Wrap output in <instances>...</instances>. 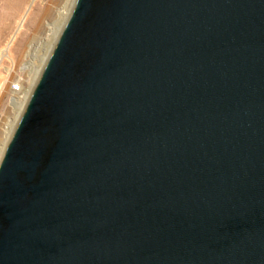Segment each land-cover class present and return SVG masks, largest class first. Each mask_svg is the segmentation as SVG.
Here are the masks:
<instances>
[{
  "label": "water",
  "instance_id": "95a60500",
  "mask_svg": "<svg viewBox=\"0 0 264 264\" xmlns=\"http://www.w3.org/2000/svg\"><path fill=\"white\" fill-rule=\"evenodd\" d=\"M0 156V264H264V0H75Z\"/></svg>",
  "mask_w": 264,
  "mask_h": 264
},
{
  "label": "rangeland",
  "instance_id": "374dc122",
  "mask_svg": "<svg viewBox=\"0 0 264 264\" xmlns=\"http://www.w3.org/2000/svg\"><path fill=\"white\" fill-rule=\"evenodd\" d=\"M65 1L67 2V0H55L54 3H52V7L49 12L43 16L39 28L32 29L34 27L32 26L31 28L26 29L24 41H30L28 48L22 53L19 49L20 43L17 42L21 36L20 31H22V28L24 27V24H26L29 16L33 15L36 5L40 7L45 6V3L51 1L0 0V134L3 133L1 132L2 129L6 128L3 124L6 125L7 123L8 125L12 121V118L16 115V111L10 103L12 95H21V93L28 88V80L30 78L28 76H31L35 67L40 64L42 53L47 50L49 54L51 47L53 46V42H55L54 40H56L64 24L63 23L61 25L59 32L55 35V37H53L54 39L51 38V34L53 33L52 30L58 23L55 22V24H53L51 33L47 29L49 28V25H51V22L57 19L56 17L59 14L57 9L59 6L61 7L60 4H66ZM74 1L72 2V0H70L68 2L67 5L69 6V9H72L70 7H73L72 3L74 4ZM19 23H22L23 27H20ZM9 40L12 42L11 47L13 46V49L11 51L10 48V53H7V51L4 53L3 50ZM19 78L22 81L23 89L21 91L19 90L17 92H13L12 85L15 84L17 82L16 80Z\"/></svg>",
  "mask_w": 264,
  "mask_h": 264
},
{
  "label": "bare ground",
  "instance_id": "6f19581e",
  "mask_svg": "<svg viewBox=\"0 0 264 264\" xmlns=\"http://www.w3.org/2000/svg\"><path fill=\"white\" fill-rule=\"evenodd\" d=\"M51 2H47V3H45V6H37L36 5V9H35V11H34V13H33V15H30L29 16V18L27 19V22H26V24H24V27L22 26L23 24L22 23H19V26L20 27H23L22 28V31H20V33H21V36L19 37V40L17 41L18 43H20V47H19V49L22 51V53L28 48V46H29V41L30 40H26V41H24V38H25V33H26V29H28V28H31L32 26H34L32 29H37V28H39L40 27V24H41V20L43 19V16H45V14L46 13H48L49 12V10L51 9V7H52V3H54V1L55 0H50ZM56 1H58V0H56ZM70 0H67V2H66V4H64V3H62V4H60L61 5V7L59 6V8L57 9V11L59 12V14H58V16L56 17L57 19L55 20V21H50L51 22V25H49V28L47 29V30H49V32L51 33L52 31H53V33L51 34L52 35V37L51 38H53V37H55V35L59 32V29H60V27H61V25L63 24V23H65L64 22V20L66 21V17H68L69 16V13L71 12V9H69V6L67 5L68 4V2H69ZM74 0H72V2H73ZM75 2V1H74ZM57 3V2H56ZM63 4H64V6H63ZM73 4V3H72ZM73 6V5H72ZM70 8H72V7H70ZM36 18V19H35ZM49 22V21H48ZM55 22L56 23H58L57 24V26L56 27H54V29H53V24H55ZM64 25V24H63ZM48 27V26H47ZM46 27V28H47ZM63 27V26H62ZM53 29V30H52ZM62 29V28H61ZM52 30V31H51ZM61 31V30H60ZM60 33V32H59ZM48 34V33H47ZM59 35V34H58ZM50 36V35H49ZM17 37V36H16ZM58 37V36H57ZM54 39V38H53ZM57 39V38H56ZM55 41V40H54ZM50 43H51V41H50ZM54 43V42H53ZM11 44H12V42H10V40H9V42L6 44V47L4 48V53H6V51H7V53H10L11 51H12V47H11ZM54 45V44H53ZM10 48H11V51H10ZM48 49H49V47H48ZM51 49H52V47H51ZM50 50V49H49ZM50 53V52H49ZM46 55H49L48 54V51L46 50L44 53H42V55H41V60H40V64L39 65H37L36 67H35V69L33 70L34 72H33V74H31V76H28V77H30L29 78V84H28V88L27 89H25L24 91H23V93H21V95H19V94H13L12 95V97H11V100H10V103H11V106L15 109V111H16V115H15V117L14 118H12V121L7 125V123H6V125H4L3 124V126H6V128H4V129H2V131L1 132H3L2 134H0V156L2 155V153H3V151H4V149H5V144H7V142H8V140H9V138H10V136H11V131H13V129H14V127H15V124H16V122L18 121V118H20V116H19V112H20V115H21V111H23V109H24V106L26 105V103H27V100H28V98H29V96H30V94L29 93H31V91H32V89H33V85H35V80H37V78H38V72L39 71H41L42 69H41V66L42 65H44V63H45V61H46ZM44 62V63H43ZM42 68H43V66H42ZM41 69V70H40ZM28 70H30V69H28ZM27 70V71H28ZM40 73V72H39ZM17 82L16 83H18V88H14V86L12 85V91L13 92H17V91H21L22 89H23V85H22V81H21V79L19 78L18 80H16ZM19 116V117H18Z\"/></svg>",
  "mask_w": 264,
  "mask_h": 264
},
{
  "label": "built area",
  "instance_id": "2783aa9c",
  "mask_svg": "<svg viewBox=\"0 0 264 264\" xmlns=\"http://www.w3.org/2000/svg\"><path fill=\"white\" fill-rule=\"evenodd\" d=\"M14 88H18V83L13 84Z\"/></svg>",
  "mask_w": 264,
  "mask_h": 264
}]
</instances>
